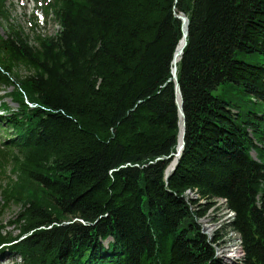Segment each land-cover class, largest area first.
Returning <instances> with one entry per match:
<instances>
[{"label": "trees", "instance_id": "1", "mask_svg": "<svg viewBox=\"0 0 264 264\" xmlns=\"http://www.w3.org/2000/svg\"><path fill=\"white\" fill-rule=\"evenodd\" d=\"M36 2L58 27L52 37L33 19L29 34L10 25L0 0V92L10 90L0 96V200L20 207L16 236L0 225V254L221 264L196 220L204 210L185 201L196 190L235 213L239 264H264V64L239 58L264 56V0ZM179 14L184 148L166 177L180 130Z\"/></svg>", "mask_w": 264, "mask_h": 264}, {"label": "bare ground", "instance_id": "2", "mask_svg": "<svg viewBox=\"0 0 264 264\" xmlns=\"http://www.w3.org/2000/svg\"><path fill=\"white\" fill-rule=\"evenodd\" d=\"M180 142L181 127L178 135V143ZM184 198L192 211L204 210L196 220L215 256L221 259L223 264H239L243 261L245 253L242 238L232 226L235 213L228 208L226 200L222 198H214L210 201L200 199L196 190H186Z\"/></svg>", "mask_w": 264, "mask_h": 264}, {"label": "rangeland", "instance_id": "3", "mask_svg": "<svg viewBox=\"0 0 264 264\" xmlns=\"http://www.w3.org/2000/svg\"><path fill=\"white\" fill-rule=\"evenodd\" d=\"M41 4L42 3L36 2V0H7L6 5L9 11L8 23L10 25L18 26L19 28L23 29L25 33L29 34L31 32V24L29 20L33 19V21L37 24V29L35 30V33L37 35H40L42 37L54 36L56 31L58 30V27L52 20H44L40 12ZM6 25L7 23L3 22V26H1L2 35H4ZM34 35L35 34H30L31 37ZM239 58L249 64H264V56L260 54H250L243 56L240 55ZM3 91L4 90L0 92V96L3 95L5 91L9 92L10 90H5L4 92ZM4 102L9 108H16V105L12 103L9 99L5 100ZM244 102L247 106L252 105L250 99ZM244 108H246V106H244ZM0 116H3L1 109ZM3 136V132L0 131V143H2L4 140ZM7 175H9V177L11 176V174L9 173H7ZM1 178L3 181H0V184L4 186L8 182V179H4L3 177ZM3 205V200H0V225L4 227L1 233L3 235L9 233L11 236L14 237L19 233V228L18 226H15L11 223L16 218L17 213L20 211V207L18 205L8 204L7 206H5V208H3ZM4 251V253L0 254V258L2 257L0 259V264H12L11 257H13V255H8V252H6L7 250ZM14 261H16V259H14Z\"/></svg>", "mask_w": 264, "mask_h": 264}, {"label": "water", "instance_id": "4", "mask_svg": "<svg viewBox=\"0 0 264 264\" xmlns=\"http://www.w3.org/2000/svg\"><path fill=\"white\" fill-rule=\"evenodd\" d=\"M177 18L182 23V39L181 41H179V45L177 46V49L173 56L172 79H173V83L175 87L176 104H177L178 114H179V119H180L179 127H181V142L180 143L177 142L175 154H171L169 157H167V159L173 158V161L169 164V166L167 167L165 171L166 177H168L176 168L178 160L184 148L185 118H184V114L182 110V97H181V93H180V89H179L177 77H176V74H177L176 64L180 60L183 54V49L185 48L187 44L186 38H187V29H188V19L186 16L182 14L177 15Z\"/></svg>", "mask_w": 264, "mask_h": 264}]
</instances>
